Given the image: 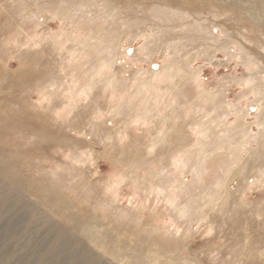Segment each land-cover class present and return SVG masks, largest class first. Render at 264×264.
Returning <instances> with one entry per match:
<instances>
[{
    "label": "bare ground",
    "instance_id": "obj_1",
    "mask_svg": "<svg viewBox=\"0 0 264 264\" xmlns=\"http://www.w3.org/2000/svg\"><path fill=\"white\" fill-rule=\"evenodd\" d=\"M32 2L38 4L36 8H23L28 23L21 26L26 41L19 49L25 47L26 62L37 61L45 74H31L24 85L35 88L41 95L42 110L60 120L108 115L119 121L120 130L112 137L99 127L96 133H102L109 145L116 146L121 140L118 144L126 149L147 152L132 158L146 165V172L133 176L146 201L154 194L166 203V215L172 213L174 222L187 228L200 227L202 222L212 226L215 219L211 214L228 210L224 202L230 203L234 181L228 166L235 159L243 167L263 161L259 176L253 182L249 176L241 184V199L251 189L264 190V0ZM51 17L59 21V31L53 32L45 22ZM21 33L16 43L21 41ZM127 40L140 42L133 55L149 64L144 72H132L129 80L122 77L117 65ZM219 53L228 58L218 60ZM159 55L164 65L156 69L153 58ZM198 58L218 65L237 60L245 72L241 77L223 75L214 89H197L200 76L194 62ZM32 68L37 71L35 64ZM68 77L69 86L63 88ZM228 80L242 86L238 99L255 96L251 103L260 107L253 121L248 120L249 110L223 97ZM231 116L233 122H229ZM254 125L258 126L256 132ZM218 162L226 173L223 179L209 176ZM106 187L116 190L118 182L108 179ZM146 201L137 211L147 208ZM262 208L260 213H264ZM170 218L160 219L158 224L162 228L175 225ZM111 255L119 260L127 256L119 248ZM131 256L137 261L144 252L135 250Z\"/></svg>",
    "mask_w": 264,
    "mask_h": 264
},
{
    "label": "rangeland",
    "instance_id": "obj_2",
    "mask_svg": "<svg viewBox=\"0 0 264 264\" xmlns=\"http://www.w3.org/2000/svg\"><path fill=\"white\" fill-rule=\"evenodd\" d=\"M30 2L0 0V264H264V213L259 212L264 209V190L251 189L246 199L240 195L243 181L250 176L253 182L263 161L248 167L236 159L229 164L234 177L232 198L224 204L230 209L212 213V226L202 222L200 227L187 228L174 222L172 213L166 215V203L154 194L148 203L140 195L142 186L133 180L134 174L146 172V165L132 158L147 152L126 149L118 144L121 140L117 147L104 142L101 134L112 137L120 130L119 121L108 115L60 120L42 110L41 95L35 88L24 85L31 74H45L37 61L26 62L25 47L19 49L26 41L21 26L28 23L23 8L38 5ZM52 18L45 22L53 32L59 31V21ZM20 33L21 41L16 43ZM138 46L140 42L131 44L129 40L122 46L117 68L124 79L149 67L146 59L133 55ZM226 58L222 53L217 57ZM197 60L194 69L199 70L201 80L197 89H214L223 75L241 77L245 72L237 60L221 65ZM163 61L160 55L154 57L153 66L160 69ZM64 79L62 87L67 88L70 77ZM241 87L228 80L223 97L249 110L248 120L253 121L260 105L251 103L255 96L238 99ZM234 120L229 118V122ZM98 127L100 134L96 133ZM257 127L254 125L253 132ZM222 165L214 163L209 176L223 179ZM108 179L118 182L116 190L106 187ZM144 201L147 208L137 211ZM149 208L159 211L156 214ZM170 217L176 224L164 226H170L169 231L158 220ZM114 248L127 256L122 260L113 257ZM140 249L144 256L136 261L131 254Z\"/></svg>",
    "mask_w": 264,
    "mask_h": 264
}]
</instances>
